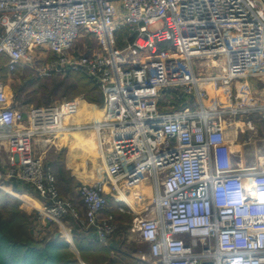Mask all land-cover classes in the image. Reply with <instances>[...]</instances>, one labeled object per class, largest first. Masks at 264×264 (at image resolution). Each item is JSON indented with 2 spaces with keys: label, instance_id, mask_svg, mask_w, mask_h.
I'll return each mask as SVG.
<instances>
[{
  "label": "built area",
  "instance_id": "2783aa9c",
  "mask_svg": "<svg viewBox=\"0 0 264 264\" xmlns=\"http://www.w3.org/2000/svg\"><path fill=\"white\" fill-rule=\"evenodd\" d=\"M87 35L99 45L92 54L74 48ZM222 57V73L202 69ZM24 65L41 77L84 71L104 89V116L76 123L81 98L19 107L2 77ZM263 72L264 0H0V188L30 184L38 221L71 215L107 243L118 229L109 193L142 184L149 203L129 197L119 209L133 214L154 264H264V155L254 166L236 160L223 118L233 86ZM170 88L184 106L160 107ZM251 111L264 120V105ZM97 123L105 177L80 186L82 214L41 151Z\"/></svg>",
  "mask_w": 264,
  "mask_h": 264
},
{
  "label": "rangeland",
  "instance_id": "374dc122",
  "mask_svg": "<svg viewBox=\"0 0 264 264\" xmlns=\"http://www.w3.org/2000/svg\"><path fill=\"white\" fill-rule=\"evenodd\" d=\"M118 37L120 40L125 37H129L128 28L120 29ZM74 48L76 51L92 54L93 52L99 50V45L93 37L87 35L80 37L75 42ZM142 56L149 57L150 53L148 51H144ZM203 61L202 69L205 71L207 70L206 73L208 75L220 74L223 72V57L207 58ZM67 75L68 73L65 75L59 74L49 77H41L38 72L31 69L29 66L24 65V68L20 67L16 72L10 75H8L5 71L2 79L10 86V91L14 98L16 97V92L21 89L23 98H31L29 102L24 103L21 101L22 104H24V108L62 102L73 98H81L82 102L80 107L74 114L76 123H92L100 120V118L104 116V89L101 87L104 97L103 104L91 103L85 100L83 95L73 96L71 94H67L65 93V90L72 80ZM246 81L250 85V92L247 96L241 95L243 99H239L236 97L237 89H240L241 93L242 84ZM36 82L38 85H35V87L32 84H36ZM233 90L234 97L232 100L226 101L224 99L225 102L223 105L224 107H227V109L223 118L228 126V134L232 141V149L235 152L234 154L236 160L241 161L242 159L246 166H254L258 164L259 158L264 155V120H262L261 111L252 112L251 110L252 108L264 105V73L259 76H251L241 80L233 86ZM211 94L212 98L215 100L217 93L211 91ZM172 96H174L173 92L167 97L165 95L163 98L168 100V98L172 99ZM164 104H166V101L160 102V107L164 110L173 109L179 105L177 103L174 105L168 103L166 105ZM240 109L247 110L248 112L236 114L237 110ZM100 147L99 134L92 128L75 130L61 137L53 138V140L50 141L46 147L42 148L43 151L41 152H45L44 155L46 162L51 164L52 170L57 176L62 195L64 189H72L74 184L76 187H80L84 183H93L97 179L105 177L104 153ZM106 150L107 146L105 145V152ZM2 157H5V154H2ZM138 186V189H133V192L137 191L136 194L127 192L126 194L128 197L123 195L127 203H131L129 201V197L134 203H137L139 200L140 204L142 202L148 203L150 194H148L147 190H145L144 185L138 184ZM109 194V209L112 210L111 213L114 214L116 218V222L118 224L117 226L119 227L121 224L120 222H122L127 225L128 228L131 227L132 230V226L130 224L132 223L133 214L119 209L118 204L120 205L123 201L120 200L117 193ZM117 240L119 242L121 237L117 238ZM124 241V250L133 254L138 259L140 258V249L147 250L142 246L138 231H135L134 229L132 232H129ZM134 248H137L135 252Z\"/></svg>",
  "mask_w": 264,
  "mask_h": 264
},
{
  "label": "crops",
  "instance_id": "0c3cea01",
  "mask_svg": "<svg viewBox=\"0 0 264 264\" xmlns=\"http://www.w3.org/2000/svg\"><path fill=\"white\" fill-rule=\"evenodd\" d=\"M24 68V66H22ZM10 75V74H8ZM8 85V83H7ZM9 86V85H8ZM10 90V86L8 87ZM16 100V98H15ZM16 103L19 107L24 108V104L18 99ZM51 166V164L49 163ZM79 186V185H78ZM4 192H6L10 197L19 202L20 211L15 213V219L13 224H16L14 228H16L20 235L23 234L24 241H14V242H0V247L9 246L10 249L16 250L15 255H18L22 245L24 248L27 246L26 238H35L37 240L49 241L50 239H59L63 243H68L70 250L74 253L76 262H72L70 264H88L82 257L80 248L78 247V243L76 241V236L79 239V244L84 247H89L91 256L96 257V253L99 249L104 248L108 249L110 254L109 257L102 261L97 262L92 259L93 262L91 264H154L153 260L150 258V244L141 239L142 246L147 250L140 249V258H136L133 254H130L124 250L123 244L125 243L124 239L128 236L129 232H132L131 227L128 228V232L125 237H121V240L118 242L117 238H120V235L117 233L113 236V238L107 242L103 243L99 241L94 232L89 229H83L81 231L78 229L79 223L71 215H65L62 218L52 221V222H40L36 219V210L40 206L41 199L33 189V187L28 183H23L17 180H8L5 182L3 188H0ZM146 190V189H145ZM63 195L65 198L71 200L74 205L79 209V211L84 214L85 213V205L83 202V198L80 194V187H76L73 185V188H67L63 190ZM112 195V194H111ZM110 196V194H109ZM120 200H124L122 196H120ZM148 199V203H149ZM146 203V202H143ZM110 204V203H109ZM120 205H125V203H120ZM119 206V204H118ZM117 206V209H118ZM107 207L105 209L106 213H111V209ZM0 214L5 216L4 211L0 209ZM132 214V213H131ZM131 225V224H130ZM77 230V231H76ZM123 239V240H122ZM124 241V242H123ZM202 242H207L208 240L202 239ZM137 248H134V252ZM24 257L26 256V251ZM142 254L147 255V259H143L141 257ZM23 257V258H24ZM22 257L20 259H23ZM132 258V259H131ZM19 261V262H20Z\"/></svg>",
  "mask_w": 264,
  "mask_h": 264
},
{
  "label": "trees",
  "instance_id": "16d2710c",
  "mask_svg": "<svg viewBox=\"0 0 264 264\" xmlns=\"http://www.w3.org/2000/svg\"><path fill=\"white\" fill-rule=\"evenodd\" d=\"M67 76L72 80L65 90V93L71 94L73 96L83 95L85 100L91 103H104L101 85L91 77H89L84 71H70ZM32 85L35 86L38 84L36 82V84L33 83ZM21 90H18L16 92V100L18 99L19 101H23L24 103L29 102L31 98H23V93L21 92ZM172 92L176 93V89H168L165 92L164 96L166 95L167 97ZM162 101H166V104L168 103L171 105H174L176 103L179 104L178 107H174L173 109L185 105V102L183 100L181 101L171 98H168L167 100L166 98H163ZM19 207L20 206L18 201L14 200L6 192L0 189V209L6 214L5 216L0 214V242L9 243L14 241H24L23 234L20 235L19 232L16 231L17 229L14 228L16 224H13V221L15 219L14 214L20 211ZM120 223L121 224L114 235L118 233L120 237H125L128 226L123 224L122 222ZM78 229L84 231L83 229L87 228L79 223ZM89 230L91 231V229ZM113 236L110 238V240L113 238ZM75 238L78 243L77 245L80 248L81 255L88 264H91V262H93L92 259L97 262H102L109 257V250L104 248L98 250V252L96 253V257H93V255L91 256L89 252V250L91 249L79 244V239L77 238V236ZM26 242V248H24V246L22 245V248L20 249L18 255H15L16 250L10 249L7 245L3 248L0 247V264H70L72 262H76L75 255L70 250L68 243H63L57 238L50 239L49 241H44L37 240L32 237H27ZM24 251H26L25 257ZM19 257L24 258L20 261Z\"/></svg>",
  "mask_w": 264,
  "mask_h": 264
},
{
  "label": "bare ground",
  "instance_id": "6f19581e",
  "mask_svg": "<svg viewBox=\"0 0 264 264\" xmlns=\"http://www.w3.org/2000/svg\"><path fill=\"white\" fill-rule=\"evenodd\" d=\"M264 73V72H263ZM96 128H97V132H98V134H99V138L101 137V135H102V132L100 133L99 132V130H100V125H99V123H97V125H96ZM101 134V135H100ZM123 196V195H122ZM123 199H124V197H123ZM124 201H125V199H124ZM126 202V201H125Z\"/></svg>",
  "mask_w": 264,
  "mask_h": 264
},
{
  "label": "water",
  "instance_id": "95a60500",
  "mask_svg": "<svg viewBox=\"0 0 264 264\" xmlns=\"http://www.w3.org/2000/svg\"><path fill=\"white\" fill-rule=\"evenodd\" d=\"M202 264H213L212 261H204Z\"/></svg>",
  "mask_w": 264,
  "mask_h": 264
}]
</instances>
